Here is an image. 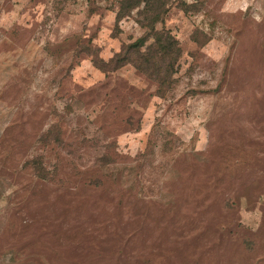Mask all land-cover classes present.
Returning a JSON list of instances; mask_svg holds the SVG:
<instances>
[{
  "label": "rangeland",
  "instance_id": "obj_1",
  "mask_svg": "<svg viewBox=\"0 0 264 264\" xmlns=\"http://www.w3.org/2000/svg\"><path fill=\"white\" fill-rule=\"evenodd\" d=\"M120 6L0 0V264H264V0Z\"/></svg>",
  "mask_w": 264,
  "mask_h": 264
},
{
  "label": "trees",
  "instance_id": "obj_2",
  "mask_svg": "<svg viewBox=\"0 0 264 264\" xmlns=\"http://www.w3.org/2000/svg\"><path fill=\"white\" fill-rule=\"evenodd\" d=\"M143 1V0H142ZM141 0H120V10L117 13L116 18L123 17L121 10H127L139 6ZM145 5L148 3L145 2ZM161 16V13H157L152 19V23L146 24L139 22L142 27L153 28V22H156ZM153 41L145 49H142L144 41H135L123 45L119 52L115 56L105 62L103 60L96 64L99 69L114 70L121 67L124 64H131L135 69L144 74L149 79L154 80L160 89L166 88L171 82V75L174 72V62H176V56L179 52L178 40L167 29L160 31H153L151 33ZM102 62V63H101Z\"/></svg>",
  "mask_w": 264,
  "mask_h": 264
}]
</instances>
